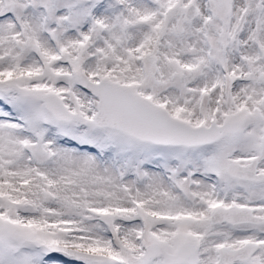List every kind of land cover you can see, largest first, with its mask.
Listing matches in <instances>:
<instances>
[{
	"label": "snow or ice",
	"instance_id": "snow-or-ice-1",
	"mask_svg": "<svg viewBox=\"0 0 264 264\" xmlns=\"http://www.w3.org/2000/svg\"><path fill=\"white\" fill-rule=\"evenodd\" d=\"M0 264H264V0H0Z\"/></svg>",
	"mask_w": 264,
	"mask_h": 264
}]
</instances>
